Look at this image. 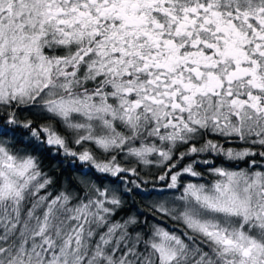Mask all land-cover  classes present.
<instances>
[{
  "label": "snow or ice",
  "instance_id": "6c2138e0",
  "mask_svg": "<svg viewBox=\"0 0 264 264\" xmlns=\"http://www.w3.org/2000/svg\"><path fill=\"white\" fill-rule=\"evenodd\" d=\"M0 264H264V0H0Z\"/></svg>",
  "mask_w": 264,
  "mask_h": 264
},
{
  "label": "trees",
  "instance_id": "16d2710c",
  "mask_svg": "<svg viewBox=\"0 0 264 264\" xmlns=\"http://www.w3.org/2000/svg\"><path fill=\"white\" fill-rule=\"evenodd\" d=\"M36 119L37 123L45 122L40 118ZM56 128L62 134L64 133V129L58 122L56 123ZM69 146L74 149H78V146L72 144L71 141ZM40 167L43 172L47 173V175L52 178L53 184L49 187L48 191H51L54 195L61 190H67L69 192L83 195L85 189L84 181H90L92 178V173H90L88 176L81 175V171L84 170V166L81 165L79 161H75V165L73 166V158L65 157L62 154L53 156L51 151L40 154ZM141 172L142 175L147 173L157 174L158 169L155 167L148 169L141 166ZM211 179L213 178L210 176L205 177V181H211ZM154 200H156L155 196L148 199H142L139 196H129L127 197L124 210L118 214L116 219H120L126 214H142L140 215L141 223H143L144 219L147 217L149 224H151L155 222L150 212V207ZM167 225L171 227L172 222L167 221Z\"/></svg>",
  "mask_w": 264,
  "mask_h": 264
}]
</instances>
